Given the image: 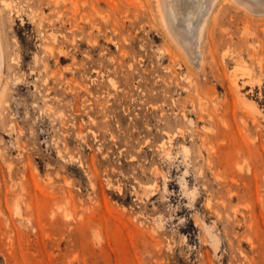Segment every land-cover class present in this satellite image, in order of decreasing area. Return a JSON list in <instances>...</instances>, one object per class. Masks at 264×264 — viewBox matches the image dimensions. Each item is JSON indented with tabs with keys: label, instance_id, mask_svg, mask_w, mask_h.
Masks as SVG:
<instances>
[{
	"label": "rangeland",
	"instance_id": "rangeland-1",
	"mask_svg": "<svg viewBox=\"0 0 264 264\" xmlns=\"http://www.w3.org/2000/svg\"><path fill=\"white\" fill-rule=\"evenodd\" d=\"M115 1L132 15L145 0ZM71 2L59 0L56 6L53 0H0L4 82L10 101L6 115L14 127L0 130V264H264V47L253 59L243 41H239L243 46L234 45L238 40L228 31L235 29V14L243 19L242 11L228 2L219 4L216 49L212 53L208 44L203 47L207 77L193 71L192 84L181 78L183 88L158 79L165 72L162 63L168 62L159 60L158 49L167 45L174 49L175 44L160 28H150L147 11L127 20L133 43L122 40L136 52L133 69L126 68L131 58L123 68L110 61L120 52L104 37L98 38L94 49L80 44L74 59L71 41L62 37V33L72 37ZM101 9L93 14L112 10L106 0ZM49 46L55 52L62 46L69 55L58 60L46 51ZM86 53L103 59L111 71L92 81L94 72L89 77L67 69L83 61ZM238 62L254 75L252 87H241L246 101H237L229 85V74ZM59 70L63 79L50 74ZM186 70L184 62L177 66L179 73ZM140 74L145 78L139 79ZM108 75L123 87L122 100L129 85L135 97L129 112L116 103L123 115L119 133L131 142L115 144L107 133L99 146L100 140L88 132L92 147L71 136L65 151L57 118L61 111L70 112L63 104L71 99L65 81L85 80L94 88ZM139 81L146 94L135 86ZM46 84L52 90L44 98ZM166 85L172 90L167 94ZM196 85H200L197 94ZM153 88L159 95H152ZM172 99L183 102L186 116ZM192 102L203 105L207 118H198ZM205 111L216 115L210 121ZM243 113L245 127L240 121ZM131 117L139 121L134 128ZM110 119L116 127V116ZM179 128L184 137L177 136ZM207 134L215 146L210 156L201 145ZM163 141L171 157L165 155ZM58 148L72 160L59 156Z\"/></svg>",
	"mask_w": 264,
	"mask_h": 264
},
{
	"label": "bare ground",
	"instance_id": "bare-ground-1",
	"mask_svg": "<svg viewBox=\"0 0 264 264\" xmlns=\"http://www.w3.org/2000/svg\"><path fill=\"white\" fill-rule=\"evenodd\" d=\"M53 1L57 6L59 0ZM101 1L102 0H72L71 2V16L69 21L72 37L68 38V33H62V37L71 41V49L74 53H72V56L74 59L76 56L75 54L80 50V44L87 43L91 46V49H94L97 46L98 38L104 37L108 40V42L111 41L115 44L120 52L119 58L112 55L110 56V61L114 63L117 61L118 66L123 68L125 60L127 58H131L132 60H129L126 63V68L128 70L133 69V60H136V52L134 51L133 46L126 48V46L122 44V40L130 42L131 44L133 43L134 37L127 32V29L129 30V28H127L129 26V24H127V20H133V17L138 16V12L147 11V24L150 28H160L164 37L168 38L175 44L174 49L168 45L158 49V56L160 57L159 60L168 59L166 64L162 63L165 72L158 74V79H162L167 85L175 83L176 86L179 85L186 88V86H183L180 81L183 76L189 85L194 82L191 77L193 71L196 75L202 74L203 77H207L206 62L208 61L203 47L208 44V48L212 53L216 49L217 43L215 41L214 27V24L217 23L216 12L219 4L225 2L230 3V5H232L237 12L241 10L244 15L241 20V18L235 14V29L228 31L231 37L235 36L238 40L233 42L234 45L240 47L241 43L239 41H243L253 59L256 58V55L260 56L262 54L261 50L264 47V0H153L154 7H151V0H145L146 3L144 1V4L142 2L140 4L141 10L134 12L132 15L129 14L126 9L124 10L118 4H115L113 2L115 0H106L112 10H109L107 15H94L93 13H100L102 11ZM4 5L7 6L8 2L4 1ZM2 32V24L0 21V130L3 129V127L8 126L12 131L14 129L13 121L6 115L8 114L10 101L9 97L6 95V85L4 82V78L6 76V54ZM51 36L53 39H57L55 33H51ZM241 46L243 45L241 44ZM46 51L50 54H55L58 60H61L69 55V50L64 49L62 46L59 47L57 52H55V49L50 46L47 47ZM183 62L187 66V73L185 74L177 72V66H181ZM241 64V62L236 63L237 67L230 72L229 85L237 101H246L247 96L244 92H242L241 87H244V85L252 87L254 75L251 72L246 71V66L243 68V64ZM258 64L261 66L263 65L260 59H258ZM118 66H115L112 71L116 72ZM262 68H264V65ZM67 69H70L73 72L79 71L82 75L89 77H92V72H94L96 76L92 77V81L95 79L97 80L99 75L103 76L105 73H109L111 71L103 59H95L88 53H86V57L83 61L75 64L73 69ZM50 74L54 77H58L57 79H63L61 78L63 76L62 70H59V72H51ZM211 74L216 76L213 68H211ZM133 75L134 74L131 73L130 77ZM138 77L139 79H143L145 78V75L140 74ZM49 79L50 78L48 76L45 78V81L47 80V82H49ZM77 80H74V84H71L73 82L72 79H67V81H65L66 89L70 92L71 99L68 102H63V104L66 107H70V112L67 113L66 111H61L57 116V118H59V125L63 130V149H65V151L67 150L69 142L68 138H71V136L76 138L80 143H87L89 147H92L93 144L89 140L88 132H91L96 140H100L101 144L99 146L104 144L102 139H105L107 133L110 134L111 139L115 144L124 143L128 145L131 140L127 139V137L125 139V137L119 133L123 127V115L117 112L116 103L118 101L122 105L123 109H125V112L131 111L132 106L135 104V97L131 92L130 85L127 86V89L125 90L127 98L122 100L119 97V91L123 87L112 76L108 75L106 82L96 81L98 87L94 88L89 86L85 80ZM142 84L143 82L139 81V83L135 86L140 89L142 93L146 94L147 90L142 87ZM167 85L163 89L166 94L172 91ZM50 87L51 85L49 84L45 85L44 91L46 92L44 94V98H47L48 94H51L52 89ZM194 89L197 94L200 90V85H196ZM152 91V95H159L156 89L153 88ZM139 102L144 103L145 101L143 98H140ZM171 102H173V106L178 108V110L185 115L186 109L183 102L177 103L174 99H172ZM191 106L193 109H198V118H207L203 114L204 107L201 103L192 102ZM231 110L233 116L236 118L235 109L232 108ZM244 112L247 113L246 110ZM206 113L208 114L209 120L213 118V115H216L215 113ZM245 113L240 114V121L242 122L243 127L247 125V117H245ZM113 114L116 116L117 129L116 127H113V124L111 123L110 116ZM85 116L88 118L87 121L85 120ZM99 117H101V121L99 120ZM252 117L255 119L254 116ZM188 120L193 122V119L190 117ZM100 122L102 125L99 124ZM138 122L139 121L136 117H131V125L133 128ZM147 125L149 126L150 124ZM203 126L206 127L207 125L204 123ZM178 131L177 136L184 137V130L179 128ZM18 136L19 139L20 135ZM168 138L170 139L171 135H169ZM20 139L15 140L16 144L19 143ZM211 142L210 135H202L201 145L204 146L209 156L215 151V146ZM53 143L58 145L59 140L54 139ZM161 145L163 146L165 155L167 157H171V151L165 147L164 141ZM18 146L20 147V144H18ZM127 147L128 146H126V148ZM124 148L125 147H123V149ZM183 150L185 152L188 151L187 145L183 144ZM57 153L64 159L72 160V157L65 156L60 148L57 149ZM103 155L105 158L108 157L107 152H104ZM130 157L131 159H136L135 154L131 153ZM91 162L93 165L96 164L95 157L93 155L91 157ZM80 164H82V161H80ZM216 175L219 176L218 174ZM89 182L91 188L95 190L96 181L92 175L89 176ZM118 189L121 190L120 187Z\"/></svg>",
	"mask_w": 264,
	"mask_h": 264
}]
</instances>
